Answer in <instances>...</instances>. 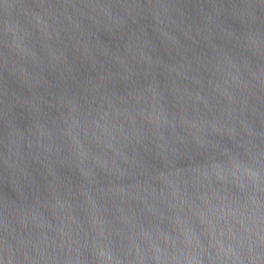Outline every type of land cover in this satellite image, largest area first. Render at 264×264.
I'll list each match as a JSON object with an SVG mask.
<instances>
[{"label":"water","instance_id":"obj_1","mask_svg":"<svg viewBox=\"0 0 264 264\" xmlns=\"http://www.w3.org/2000/svg\"><path fill=\"white\" fill-rule=\"evenodd\" d=\"M0 264H264V0H0Z\"/></svg>","mask_w":264,"mask_h":264}]
</instances>
